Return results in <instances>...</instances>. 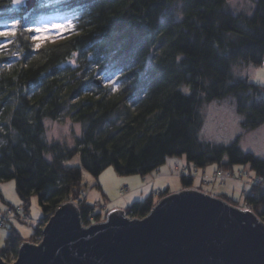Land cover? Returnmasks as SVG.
I'll list each match as a JSON object with an SVG mask.
<instances>
[{
    "label": "trees",
    "instance_id": "16d2710c",
    "mask_svg": "<svg viewBox=\"0 0 264 264\" xmlns=\"http://www.w3.org/2000/svg\"><path fill=\"white\" fill-rule=\"evenodd\" d=\"M176 1L179 12L169 15ZM228 1L37 0L29 10L27 2L0 0V31H15L0 37V179H15L22 199L6 201L0 215L12 209L26 220L36 194L43 216L30 239L43 236L50 217L70 201H77L89 225L109 211L84 197L83 168L99 176L113 165L123 175L145 176L186 155L196 167L217 165L210 176L205 172L206 183L217 182L220 169L250 166L255 174L244 204L220 197L264 220V155L243 149L240 138L224 143L201 137L204 103L230 95L245 129L264 125V85L233 72L238 61L248 69L264 66V0H252L247 11L229 8ZM57 12L72 13V30L35 51L31 30ZM64 113L83 124L72 146L46 138L45 120ZM79 152L82 164L67 163ZM187 168L179 170L185 188L195 178ZM170 193L153 191L125 212L143 218ZM9 224L0 255L11 262L25 238Z\"/></svg>",
    "mask_w": 264,
    "mask_h": 264
},
{
    "label": "water",
    "instance_id": "95a60500",
    "mask_svg": "<svg viewBox=\"0 0 264 264\" xmlns=\"http://www.w3.org/2000/svg\"><path fill=\"white\" fill-rule=\"evenodd\" d=\"M0 264H264V220L194 187L161 198L143 218L116 207L90 225L70 201L39 243L24 241L13 262L0 255Z\"/></svg>",
    "mask_w": 264,
    "mask_h": 264
},
{
    "label": "rangeland",
    "instance_id": "374dc122",
    "mask_svg": "<svg viewBox=\"0 0 264 264\" xmlns=\"http://www.w3.org/2000/svg\"><path fill=\"white\" fill-rule=\"evenodd\" d=\"M28 0H19L17 5H21L26 3ZM252 0H229L227 6L231 9L243 10L247 11L252 7ZM182 5L180 1H176L169 8V15H177L179 10L177 7ZM70 12H57L50 16H47L41 20H39L34 26L35 28H48L53 26V31H55L54 26L58 24L67 25L68 22L71 21ZM9 29V28H8ZM65 34L60 35L58 38H55L52 41H58L63 38ZM262 70H264V66H255L250 65L249 69L244 65V62L238 61L233 65V72L235 76H245L247 73L251 80H255L256 82L264 85V80L257 79V76L261 74ZM185 90H188L187 86L183 87ZM264 97V91L263 95ZM203 126L201 131V137L207 140H214L217 142L230 143L236 138H240V144L245 150L253 151L259 155H264V125L254 130H247L242 125L243 115L237 110L236 98L233 95L227 96L221 100H214L212 102H205L203 107ZM46 121L48 122L46 125ZM80 125L79 132L77 131L76 125ZM46 125V138L49 142L52 141H61L66 143L69 146L75 145L77 139L82 136L83 133V124L79 121H74L68 113H64L58 120L47 118L45 120ZM50 157V154L48 155ZM185 163L179 162L181 166H188L185 173H192L194 178L193 185L194 187H201L199 180V171L203 167H196L194 163L188 165V159L186 155H183ZM170 161V160H169ZM174 162V160L172 161ZM67 163L69 164H82L81 154L77 153L74 157L70 158ZM174 163L173 167L175 171L177 170L176 164ZM216 164H210V166H214ZM200 168V169H198ZM111 169V171H109ZM236 174H233L234 178H229L227 182L221 184L222 186L228 188L233 181L238 180L239 182L235 183L238 185V189L235 191V195L230 196L234 198V201L240 202V205L244 204V190L243 186L246 189H249L251 178L254 176L255 172L250 168V166L236 164L233 166ZM243 170L241 174L243 179H237V174H240V171ZM180 174V171L177 170ZM183 173V172H181ZM210 173V172H209ZM207 173V174H209ZM205 175V174H204ZM205 177V176H204ZM181 178V177H179ZM204 179V178H203ZM143 175L141 174H130L123 175L119 173L116 168L112 165L107 167L99 176H95L92 172L83 168V182L85 184V193L84 197L87 201L93 205L100 204L99 209L103 212L110 211V208L114 209L117 207L119 203H124L122 205H126L129 201L133 202L136 200H142L146 197V194L141 192V187L143 186ZM182 181V178H181ZM202 184H211L212 182L206 183L205 181H201ZM217 182L220 184L219 180ZM129 183V184H128ZM208 186V185H207ZM207 186H203L204 189L209 188ZM0 187L3 191L2 196L0 194V210L6 207L7 202L10 201L14 204H22V199L20 198L15 179H0ZM128 187V188H126ZM134 187V188H133ZM185 189V188H183ZM181 189V190H183ZM197 189V188H196ZM210 189V188H209ZM135 190V191H134ZM200 190V189H199ZM124 191V192H123ZM176 192V190H174ZM204 191V190H203ZM206 192V191H205ZM173 193V192H171ZM211 194V193H209ZM215 195V194H211ZM222 195V194H221ZM216 195V196H221ZM233 201V200H232ZM75 203L77 201H74ZM77 204V203H76ZM237 204V203H236ZM234 204V205H236ZM24 207V206H23ZM29 216L26 215L27 211L23 210V214L26 215V220H22L17 218V214L13 216V218L7 222L5 225L0 226V247L4 244L5 238L9 233V223L13 222L15 227L21 231L25 241L39 243L43 236H41L38 240L37 238L32 237L35 224L37 220L43 216V209L40 205L39 198L35 194L31 198V208L28 211ZM107 214V213H106ZM105 216V215H104ZM103 216V217H104ZM104 217L102 220H105ZM49 221V220H48ZM99 222V221H95ZM93 222V223H95ZM13 223L9 224L12 225ZM47 224V223H46ZM85 225V224H84ZM90 225V224H89ZM16 258H14L11 262H13Z\"/></svg>",
    "mask_w": 264,
    "mask_h": 264
},
{
    "label": "crops",
    "instance_id": "0c3cea01",
    "mask_svg": "<svg viewBox=\"0 0 264 264\" xmlns=\"http://www.w3.org/2000/svg\"><path fill=\"white\" fill-rule=\"evenodd\" d=\"M173 160H174V162H172ZM177 161L181 162L182 164L185 163L184 157H171L168 159V161L163 166L160 167L159 170H157L154 173L143 176V181H142L143 186L141 187V189H142L141 192H143V194H146V196H148L153 191L160 190V189H167L168 188L170 190V192H175L174 190L179 191V190L185 188L183 185V182L181 181V178H179V177H181V175L178 173L177 170L175 171V169L173 167L174 163H177ZM179 162H178V164H179ZM188 165H191V163L188 162ZM198 169H200V168H198ZM216 169H217V165L207 166V167L203 168V171L201 169L198 173L199 174V177H198L199 180L203 181V176H204L205 172L206 173H209V172L213 173ZM210 173H209V176H210ZM201 181H200L201 187H194V186L193 187L200 189V190H204V191L211 193V194H215V195L227 194L228 196L235 195V191L238 189V185L235 183L239 182L238 180H232L233 184H231L228 188H226L216 181L212 182L211 184H207L208 186L205 184H202ZM239 183H241V182H239ZM203 186H207L210 189L209 188L204 189ZM243 190L245 192L248 189H246V187L243 186ZM131 203H132L131 201H129L126 205H122L124 203H119L117 205V207L125 209ZM114 208H116V207H114ZM110 210H111V208H110Z\"/></svg>",
    "mask_w": 264,
    "mask_h": 264
},
{
    "label": "snow or ice",
    "instance_id": "6c2138e0",
    "mask_svg": "<svg viewBox=\"0 0 264 264\" xmlns=\"http://www.w3.org/2000/svg\"><path fill=\"white\" fill-rule=\"evenodd\" d=\"M19 0H13V3H18ZM19 22H17L18 24ZM55 31H53V26L48 28H35L32 29L35 33L33 35V41L35 42L34 48L35 51H39L42 47L43 43H47L55 38H58L60 35H63L65 32L71 31L72 29L65 24H58L54 26ZM15 34L14 30H5L0 31V37H10ZM257 79L264 80V70H262L261 74L257 76ZM111 171V169H109Z\"/></svg>",
    "mask_w": 264,
    "mask_h": 264
},
{
    "label": "built area",
    "instance_id": "2783aa9c",
    "mask_svg": "<svg viewBox=\"0 0 264 264\" xmlns=\"http://www.w3.org/2000/svg\"><path fill=\"white\" fill-rule=\"evenodd\" d=\"M177 170H181L180 164H176L175 167ZM233 174L230 170L220 169L217 173V179L221 182H225L231 175ZM206 178V176H205ZM17 209L19 211L24 210L23 206H17ZM15 215L14 211L12 209H9L6 213L0 215V226L5 225L7 222H9L13 216Z\"/></svg>",
    "mask_w": 264,
    "mask_h": 264
},
{
    "label": "bare ground",
    "instance_id": "6f19581e",
    "mask_svg": "<svg viewBox=\"0 0 264 264\" xmlns=\"http://www.w3.org/2000/svg\"><path fill=\"white\" fill-rule=\"evenodd\" d=\"M180 166H181V165H180ZM181 167H182V166H181ZM232 172H233V174L235 175V172H234V171H232ZM181 174H182V173L180 172V175H181ZM233 174H232L229 178H234V177H233ZM229 178H228V179H229ZM228 179H227L225 182H227ZM237 179H238V178H237ZM231 181H232V180H231ZM228 182H229V181H228ZM126 188H128V187H126ZM188 188H191V187H188ZM123 192H124V191H123ZM20 217H21V216H20ZM22 218H23V219H26V217H24V216H23ZM16 258H17V257H16Z\"/></svg>",
    "mask_w": 264,
    "mask_h": 264
},
{
    "label": "clouds",
    "instance_id": "9594fccd",
    "mask_svg": "<svg viewBox=\"0 0 264 264\" xmlns=\"http://www.w3.org/2000/svg\"><path fill=\"white\" fill-rule=\"evenodd\" d=\"M47 123H48V122L46 121V125H47ZM76 128H77V131L79 132V130H80V125L77 124V125H76Z\"/></svg>",
    "mask_w": 264,
    "mask_h": 264
}]
</instances>
